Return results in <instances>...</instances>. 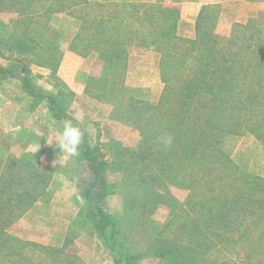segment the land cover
Instances as JSON below:
<instances>
[{
	"label": "rangeland",
	"instance_id": "1",
	"mask_svg": "<svg viewBox=\"0 0 264 264\" xmlns=\"http://www.w3.org/2000/svg\"><path fill=\"white\" fill-rule=\"evenodd\" d=\"M87 1L91 7L76 14L43 15L47 2L32 5L33 16L0 12V66L34 88L30 96L17 80L0 78V148L8 149L0 152V212L13 209L20 214L8 225H0V264H113L108 244L86 216L82 182L88 179L87 165L78 156L67 157L55 144L66 120L82 129L93 156L103 163L108 195L100 200L96 188L91 205L111 217L116 248L137 255L135 264H174L157 256L153 239L161 231L169 245L179 243L187 217L196 216L198 209L191 208L188 200L190 188L180 183L191 176L192 167L202 177L201 186L227 173L224 182L237 188L248 177L247 191L235 202H257L252 180L264 179V146L250 133L227 134L230 114L221 104L255 100L256 95L248 93L256 88L264 93V0H128L154 7L156 18L144 14L148 9L125 6V0ZM17 6L26 9L27 4ZM204 8L208 10L199 20ZM83 17L93 23H83ZM99 17L104 24H96ZM200 23L206 28L203 44L208 39L201 65H210L205 80L214 93L202 97L210 108L200 111L198 119L202 123L219 119L227 136L216 143L207 128L204 139L192 146L205 154L182 160L175 150V140L185 133V129L174 130L180 117L176 93L196 55L191 53L183 61L178 51H188ZM170 27L175 28L176 39L170 47L168 39L165 48L161 46L167 54L165 86L161 52L151 39L161 38ZM81 29L85 36H76ZM90 39L107 40H102L104 46L96 47L100 40L86 46L85 40ZM125 39L131 41L123 43ZM212 49L216 50L213 60ZM101 53L118 56L106 62ZM227 67L231 73L225 75ZM221 80L237 96L221 95ZM45 95L56 99L64 119L51 117ZM260 96L263 100L264 94ZM256 109L255 119L264 117V103ZM167 136L172 143L165 146L161 138ZM177 164L173 171L171 166ZM29 171L43 193L25 208H15V194L31 188L25 178ZM206 197L205 204L220 205L217 199L222 196L216 192ZM134 199L140 200L139 206ZM201 212L205 214L204 209ZM214 230L204 242L206 252L199 253L200 261L196 256L194 264H242L244 255L250 256L249 264H264V226L257 220L248 217L238 233Z\"/></svg>",
	"mask_w": 264,
	"mask_h": 264
},
{
	"label": "trees",
	"instance_id": "2",
	"mask_svg": "<svg viewBox=\"0 0 264 264\" xmlns=\"http://www.w3.org/2000/svg\"><path fill=\"white\" fill-rule=\"evenodd\" d=\"M42 2H47L46 12L43 14L46 16L57 13L76 14V10L85 12V8L91 7L90 3L87 0L76 2L75 0H0V12L14 10L19 13V16H33L34 13L31 9L32 5ZM17 3H20L22 5L27 4L26 9H22L21 6L18 7ZM130 6L135 7V10L148 9L146 12H144V14L146 16H150L151 18H156V16L152 15L154 7L141 4H132ZM205 10L207 11L208 9L204 8L203 10H201L199 14V20L204 17L203 13ZM155 13L156 11H154V15ZM82 20L85 24L93 23L91 22V19L87 17H83ZM102 21L103 18L101 20V18L99 17V20L96 21V24H104V22ZM148 22L152 23L151 20ZM203 25V23L197 24L195 42L187 45L188 51H178V55H180L183 61L187 60L188 56L191 53L196 55L194 59L191 57V59L195 61V64L193 65V67H189L185 82L182 84L181 90L176 93V107L177 109H179L176 111V114L180 115V117L177 124H174V130L176 129L178 131V128H180L181 130L185 129V133L181 135V138L179 136L175 140V143L177 144L175 145V150L177 151L178 156H181L180 159L182 160H184V158H188L189 156H191V159H193L198 154H205L204 152L202 153L199 151V149H195L192 146L195 142H199V140L202 141L204 139V137L206 136L207 128H210L211 136L215 139L216 143L222 141L223 136H227L224 133L225 131H223V126L219 122V119H206L203 123L202 120L198 119L200 111L205 112L210 108L208 106V101H206L202 97H206V99H208L209 96L213 95L214 93L212 89L213 85H210L207 80H205V69L207 66L210 67V65H201V63H204L205 58L203 54L208 51V39H206V43L203 44V39L206 36V28L202 27ZM174 29L175 28L170 27L168 33L162 34L161 38H156L154 40L151 39V44H155L156 46H158L161 52V73L162 80L165 86L168 81L166 75L164 74L165 63L167 60V54L164 48L167 39V47L171 46L170 41L176 39L175 34H172L174 33ZM85 32L86 31H84V29H81V31H79L76 36H85ZM97 40L100 41L98 42V45L96 44V47H100L106 44V41L102 40L107 39L85 40V44L86 46H90L92 45V42ZM126 40L127 39L123 40V43L131 41ZM115 44L116 46H119L120 42ZM161 46L164 47V50L161 48ZM210 53L213 60L214 56L216 55V50L212 49ZM101 55L102 59H104L106 62L112 61L113 58L117 59L118 56L115 53H112L110 56H107V53H101ZM230 68L231 67H227L224 69L225 75L231 73ZM6 77L11 80H17L20 84V87L26 93H28L30 96H34L29 92L34 88L30 83H28V81H26L23 77L17 76L13 70L5 69L0 66V78ZM221 81L224 82L219 83L218 87L221 95L225 94L227 98H229L232 95L231 93H233L235 96H237L232 86L230 87L229 85H226V81ZM262 91L263 90L260 88L249 91L248 95H251L252 97L256 95L255 100L245 99L243 101H237L241 103L230 105H225L224 103L221 104L223 110L228 111L230 114L226 122V124L229 125V128L226 130L227 134L231 133L234 135H239L242 132L250 133L254 135V137L264 146V117H261L258 120L255 119V117L258 116V111L256 108H260V106L264 103V99L260 100V95L264 94L262 93ZM43 99H46L49 112L53 119L61 120L62 118H65L64 114H62V109L60 107L57 108V101L55 98H52V96L50 95H45ZM229 107L230 110H228ZM190 110L192 111V113L187 114L186 112ZM175 150L173 154L176 156ZM78 160L85 162L88 168V179H85L82 182V199L85 203L87 218L91 220L94 230L108 244L107 252L113 264H135L136 260L138 259L137 255L133 254L130 251L124 250L123 252L122 249L116 248V245H118V241L117 239H115V235L117 233L116 227L111 217L105 211H103L100 206L91 205L90 198L93 190L99 188V199H104L108 195V183L105 178L103 163L98 158H96V156H93V152L85 133L83 136V142L79 149ZM171 167L172 170L175 171L178 168V164ZM191 173L192 174L190 177L185 176V181H182L180 183L186 182L187 187L190 188V195L188 200L191 208L196 207V209H198L196 216L191 217V215H189V218L187 217L186 223L183 226L186 230L182 234V237L178 239L179 243H176L175 245H169L168 240L162 236L161 231L157 232L153 239L157 256L163 259L168 258L167 260H171L174 264H194L196 256L198 258V261H200L198 254H203L206 252V249H204V247L207 248V246H204V242L209 239L211 234L215 233L214 229H218L219 231H224V229H226L228 233H238L239 231H241V228L244 229L246 227V221L248 217L250 218V221H252V219L257 220V223L259 225L264 226V179L255 181L257 179L256 178L252 180V182H256V185L252 187L251 192L254 195V200H256L257 202H251L249 199H245V202L236 204L235 199H238V197H240L247 191L246 188H244V185L247 183L248 186L251 183V181L247 180L248 177L246 179H243L244 184L237 188L236 185H226L224 179L226 178L227 173L223 178H216L213 184L208 185L204 181L203 185L201 186L202 177L199 176L200 174L197 175V171H195L194 167L191 168ZM25 178H27V181L29 182V184H31V188H29L28 191H26V193L23 195L21 193L15 194V208H25L26 204L29 205L43 193L42 191H38L37 185L40 184L39 182H37V177L32 174V172L29 171L25 175ZM6 183L7 180L3 181V185H5ZM215 192L216 194L222 196V199H217V202L220 203V205L212 207L209 204H205L206 202L204 201V198L206 197V195L215 194ZM198 198V202H192L193 200ZM147 200H149V198H147ZM139 201V199H134L132 202H135V204L139 206ZM143 202L145 203L146 201ZM4 205L8 206V203ZM201 209L205 210V214L201 212ZM15 215L16 214H14L13 209L10 211L2 210L0 212V225H3V227L8 225L11 221H13ZM18 215L20 214H17L16 216ZM213 225H215V227H213ZM180 230H182V228ZM248 242L249 241L247 240L245 243ZM248 246L251 247V245ZM221 248L223 251L228 250L227 247ZM248 252L250 253V255H252L250 249ZM249 259V255H244V261L242 262V264H249ZM222 264L236 263L223 261Z\"/></svg>",
	"mask_w": 264,
	"mask_h": 264
},
{
	"label": "clouds",
	"instance_id": "3",
	"mask_svg": "<svg viewBox=\"0 0 264 264\" xmlns=\"http://www.w3.org/2000/svg\"><path fill=\"white\" fill-rule=\"evenodd\" d=\"M84 133L78 126L73 125L71 120L64 121L63 128L59 132L58 139L55 141L60 152L69 158H75L79 155V149L83 142ZM164 145L168 146L172 143V137L161 138ZM40 149V145L37 146Z\"/></svg>",
	"mask_w": 264,
	"mask_h": 264
},
{
	"label": "crops",
	"instance_id": "4",
	"mask_svg": "<svg viewBox=\"0 0 264 264\" xmlns=\"http://www.w3.org/2000/svg\"><path fill=\"white\" fill-rule=\"evenodd\" d=\"M132 1V0H131ZM131 1H124V5L125 6H127V7H129L130 5H132V4H134V3H132ZM2 147V146H1ZM8 149H7V147H3V150L0 148V152H6ZM8 153V152H7ZM7 153H6V155L4 156V157H6L7 156Z\"/></svg>",
	"mask_w": 264,
	"mask_h": 264
}]
</instances>
